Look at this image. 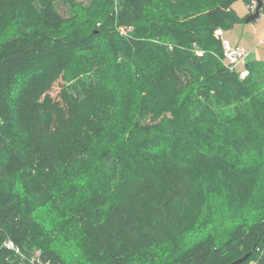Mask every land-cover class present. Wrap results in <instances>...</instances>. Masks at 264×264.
I'll list each match as a JSON object with an SVG mask.
<instances>
[{
	"label": "trees",
	"instance_id": "16d2710c",
	"mask_svg": "<svg viewBox=\"0 0 264 264\" xmlns=\"http://www.w3.org/2000/svg\"><path fill=\"white\" fill-rule=\"evenodd\" d=\"M59 1L0 0V264H264V61L214 35L250 10Z\"/></svg>",
	"mask_w": 264,
	"mask_h": 264
},
{
	"label": "rangeland",
	"instance_id": "374dc122",
	"mask_svg": "<svg viewBox=\"0 0 264 264\" xmlns=\"http://www.w3.org/2000/svg\"><path fill=\"white\" fill-rule=\"evenodd\" d=\"M84 4H87L89 0H82ZM55 8L59 14L65 16L69 14V5L64 4L59 0H55ZM232 8L236 11V13L242 17L245 16L248 12V8L243 2V0H236L232 4ZM224 36L228 37L231 42L235 43L244 48H251L252 46H256L258 59L264 61V42H262L264 38V15L261 14L258 19L255 21H251L248 23L240 22L234 24L232 27L224 29ZM256 55V54H255ZM254 57V53L249 56V60ZM60 82L57 81L53 89L51 91L52 95H55L57 90L59 89ZM187 238L189 235L186 236ZM62 252L67 255L68 250L64 248Z\"/></svg>",
	"mask_w": 264,
	"mask_h": 264
},
{
	"label": "built area",
	"instance_id": "2783aa9c",
	"mask_svg": "<svg viewBox=\"0 0 264 264\" xmlns=\"http://www.w3.org/2000/svg\"><path fill=\"white\" fill-rule=\"evenodd\" d=\"M262 1V6L260 8V14L264 15V0ZM257 5V0H250L247 8L250 10V12H254L255 7ZM122 32H125V30L121 29ZM224 33V30L221 28H217L215 30L214 35L221 40L222 45V61L224 66H226L229 70H235L238 72V76L241 79L246 78L248 75V68H247V62L249 60V56L251 54L256 53V46H254L251 49L243 48L239 45H232L229 40L222 37ZM264 42V38L262 40ZM196 53H201L200 50L196 49ZM4 246L8 249L13 250L15 253L22 255L20 252V249L13 243L12 240L7 239L4 242ZM30 263L32 264H48V262H45L40 257V252L37 250L35 253L28 259Z\"/></svg>",
	"mask_w": 264,
	"mask_h": 264
},
{
	"label": "water",
	"instance_id": "95a60500",
	"mask_svg": "<svg viewBox=\"0 0 264 264\" xmlns=\"http://www.w3.org/2000/svg\"><path fill=\"white\" fill-rule=\"evenodd\" d=\"M262 6V1L261 0H257V5L255 7L254 12L250 13L249 15H247L244 18V23H248L251 21H254L256 19H258V17L260 16V8ZM249 252L245 253L243 256H241L240 258L234 260L233 262H231L230 264H241L242 262H244L248 256H249Z\"/></svg>",
	"mask_w": 264,
	"mask_h": 264
},
{
	"label": "crops",
	"instance_id": "0c3cea01",
	"mask_svg": "<svg viewBox=\"0 0 264 264\" xmlns=\"http://www.w3.org/2000/svg\"><path fill=\"white\" fill-rule=\"evenodd\" d=\"M225 34L223 33V36L222 37H224V38H226L227 40H229V42L232 44V45H236L235 43H233V42H231V40L226 36H224ZM255 46V45H254ZM254 46H252L251 48H253ZM244 48V47H243ZM251 48H249V49H251ZM246 49H248V48H246ZM252 58H254V57H252Z\"/></svg>",
	"mask_w": 264,
	"mask_h": 264
}]
</instances>
